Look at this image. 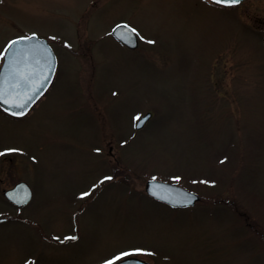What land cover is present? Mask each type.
I'll list each match as a JSON object with an SVG mask.
<instances>
[{"label": "rangeland", "instance_id": "obj_1", "mask_svg": "<svg viewBox=\"0 0 264 264\" xmlns=\"http://www.w3.org/2000/svg\"><path fill=\"white\" fill-rule=\"evenodd\" d=\"M32 33L57 66L25 116L0 112V264H264V0H0V52ZM147 180L201 200L170 208Z\"/></svg>", "mask_w": 264, "mask_h": 264}, {"label": "water", "instance_id": "obj_2", "mask_svg": "<svg viewBox=\"0 0 264 264\" xmlns=\"http://www.w3.org/2000/svg\"><path fill=\"white\" fill-rule=\"evenodd\" d=\"M209 1L214 3V0ZM243 1L245 0H242V2ZM219 5L225 6L223 4ZM120 26L121 27L118 29L117 26L114 28L117 29L115 33H113V30L111 31L112 36L126 47L130 49L135 48L137 46V38H134L131 42L128 43L122 42L120 39L117 38L118 36L125 35V33L128 31L123 27V24H120ZM32 35L33 34H30L28 36ZM19 38L13 39L12 41L18 40ZM33 46H36L37 48H46L47 52L50 53L51 74L50 79L45 82V89L43 91V94L50 85L55 73V55L50 46L48 45L47 41L37 37L36 35L34 39L21 40L6 53L5 58L2 59V62L0 64V92H2L7 98L8 103H0V109L6 114L13 117L22 116L13 115V112H19L20 109L13 108L11 107V105L23 103L27 99V97L32 94L31 88L36 85H39L45 75H49V64L48 62H46L45 58L39 54L30 57L27 62H14L12 56L13 52L20 49H30ZM37 61H39V63H37ZM21 76L27 77V80L22 79ZM43 94L39 95L38 98H35L34 102H29V105L26 106L25 109L26 113ZM142 117L145 118L143 124L140 127L135 126L136 129H141L144 126L145 122L150 117V113H146ZM137 123H139V121H137L136 124ZM144 191L151 198L155 199L158 202L167 204L172 208H185L180 206V201H182L189 194L191 195L192 200L191 203L188 204V206L186 207L193 206L200 199L196 193L188 191L178 185L156 180L146 181L144 185ZM3 194L8 201L18 207L26 205L31 199V190L29 186L23 181L18 182L12 188L5 190ZM21 201H23V203H21ZM136 261H142L143 264H148L147 262L135 257H133V259L131 260H126L125 264H135ZM114 264H119V261Z\"/></svg>", "mask_w": 264, "mask_h": 264}, {"label": "snow or ice", "instance_id": "obj_3", "mask_svg": "<svg viewBox=\"0 0 264 264\" xmlns=\"http://www.w3.org/2000/svg\"><path fill=\"white\" fill-rule=\"evenodd\" d=\"M214 3H216L218 5L223 4L225 6H235V5L241 4L242 0H214ZM120 27H121L120 25H117V29ZM123 27L125 29H127L128 31L125 33V35L117 37L122 42L128 43V42H131L134 38H139V33L137 32V30L135 28H129V26H127V25H124ZM117 29H113V33H115ZM34 38H35V34H33L32 36L20 37L18 40L11 41L9 43V45L7 46V48L5 49V51L0 52V59L5 58L6 53L10 49H12L15 44L19 43L21 40H31ZM149 43H152V42L149 41ZM37 54L44 57L46 62H48V64H49V75H45L43 77V80L40 82L39 85H36V86L31 88L32 94L29 95L23 103L11 105V107H13V108L20 109L19 112H13L12 113L13 115H19V116L25 115L26 114L25 109H26V106L29 105V102L30 101L34 102L35 98H38L39 95L43 94V91L45 89V82L50 79L51 62H50V53L47 52L46 48H37L36 46H33L30 49H20V50H17V51L12 53L14 62H16V63H19L20 61L27 62L30 57L35 56ZM37 63H39V61H37ZM21 78L27 80V77L21 76ZM0 103H8L7 98L4 96V94L2 92H0ZM144 119L145 118L141 117V116L135 117L134 120L139 121V123H137L135 126L140 127L143 124ZM9 151H16V150H9ZM111 179H113V177H105L104 178V180H111ZM174 179L179 180L180 178L175 177ZM90 195H91V192L81 193V198L88 197ZM191 200H192V197L189 194L182 201H180V206H182V207L188 206V204L191 203ZM21 203H23V201H21ZM76 238L77 237H65L66 240L67 239H76ZM143 251L144 250H141V249H130L126 252L117 254V256L113 258V260L118 259L119 264H125L126 260L133 259V257L135 255H137ZM105 264H112V261H106ZM135 264H143V262L142 261H136Z\"/></svg>", "mask_w": 264, "mask_h": 264}, {"label": "flooded vegetation", "instance_id": "obj_4", "mask_svg": "<svg viewBox=\"0 0 264 264\" xmlns=\"http://www.w3.org/2000/svg\"><path fill=\"white\" fill-rule=\"evenodd\" d=\"M120 22H118L117 24H119ZM116 24V25H117ZM115 24L112 26V27H114V26H116ZM138 46H139V41H138ZM35 106V105H34ZM10 188V187H9ZM6 189H8V188H6ZM2 193H3V191H2ZM7 202V201H6ZM7 204L8 205H10V206H12L13 207V205H11V203H9V202H7ZM24 208V207H23ZM15 209H18L19 210V208H17V207H15Z\"/></svg>", "mask_w": 264, "mask_h": 264}]
</instances>
